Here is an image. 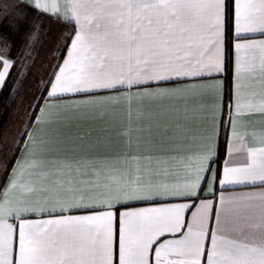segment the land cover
I'll list each match as a JSON object with an SVG mask.
<instances>
[{
  "label": "snow or ice",
  "instance_id": "obj_1",
  "mask_svg": "<svg viewBox=\"0 0 264 264\" xmlns=\"http://www.w3.org/2000/svg\"><path fill=\"white\" fill-rule=\"evenodd\" d=\"M54 27V62L39 76L47 67L36 68L39 49ZM257 33L264 0H3L0 98L5 108L27 107L11 142L0 133V168L10 177L0 196V264H264V147H246L233 118L264 117V38L249 37ZM13 36L21 38L15 56ZM228 48L237 142L226 141L221 178L212 137L193 128L202 109L186 102L206 86L185 82L223 73ZM100 92L114 95L98 100ZM77 93L90 95L64 102ZM121 100L122 134L143 150L114 156L103 148ZM258 139L264 144V130ZM217 182L261 190L221 192L217 208L204 188L214 193Z\"/></svg>",
  "mask_w": 264,
  "mask_h": 264
},
{
  "label": "crops",
  "instance_id": "obj_2",
  "mask_svg": "<svg viewBox=\"0 0 264 264\" xmlns=\"http://www.w3.org/2000/svg\"><path fill=\"white\" fill-rule=\"evenodd\" d=\"M3 0H0L2 3ZM231 23V21L229 22ZM59 29L54 27L52 35V39H45L44 46L39 49V59L36 64V68H41V63L47 65V67L42 68L39 76L46 77L48 71H50L51 65L54 60L49 55V50L54 43V36ZM250 38L262 39L264 36L260 34H249ZM14 46L11 52L12 56L16 55V50L19 47L21 42V38L19 36H13ZM232 43H235V40H232ZM228 51H231V63L230 67H228ZM228 71H230V78L227 79ZM30 85H33V82L29 81ZM187 84H203L206 87L196 93L189 92L186 96V102L191 106L197 109H202L201 118L193 125L194 130L203 133L207 136L212 137L211 144L208 145L209 148L214 152V163L211 164V168L216 171L222 178L223 167L225 162L229 159L225 145L226 141L237 142L233 137V131L229 124V113L228 107L233 108L234 113V104H235V50L234 48H228L225 59V71L220 74H215L212 77H202L197 79L196 81H186ZM165 86L168 88H175L178 85L174 81H168L165 83ZM34 91V85H33ZM229 91V96H228ZM88 93H77V94H67L63 100L68 105L83 102L88 100ZM114 95L109 92H100L96 99L100 100L104 97ZM221 99L223 100L224 107H221ZM110 105H114L116 101H108ZM135 103V101H133ZM175 103V102H173ZM26 103L17 105H12L11 107H4L3 98H0V133L6 135L11 142L13 136L16 135L17 130L21 127V116L26 110ZM127 107V101L121 100L119 102V109L112 113V117L107 125L109 129V142L103 148V151H106L114 156H122L125 153H135L138 150H143V146L138 149V146L133 142L131 145L128 143V138L125 137L122 133L124 131L123 125L127 123V114L124 109ZM178 107L183 108L184 104L181 103ZM233 118L236 120V132L242 138V142L246 145V147H255L260 148L264 147V144H261L258 137L262 130H264V117L259 115L246 116L244 120L248 121L244 123L241 121L239 116L233 115ZM253 131L256 132L257 138L254 139L252 136ZM38 135V133H37ZM19 137H17L18 141ZM27 143V141L25 142ZM20 153L19 157H23L24 155V145H19ZM198 146L193 145L192 151H197ZM221 154V155H220ZM18 157V158H19ZM146 163V162H144ZM234 163L240 164L243 163V158L239 160H235ZM129 165L131 167L136 166L135 161H130ZM171 167H179L178 164H170ZM10 171V170H9ZM9 176L4 174L2 168H0V196H2L3 191L7 188L9 183ZM209 180H211V176L209 175ZM205 195L207 198L214 200L217 208L219 207L218 198L221 192L225 195H235L240 196L244 194H248L251 192H259L261 190V186L257 183L253 184H230L220 186L217 182L215 186L214 193H207L206 188L207 185H204ZM155 206L154 202L151 201H135L132 203V207L134 208H143V207H152ZM97 211L100 209L97 208ZM123 210V209H122ZM93 209H77L73 214L76 215H86L91 214ZM32 219H36L35 216L31 217ZM47 218V217H43ZM214 226V225H213ZM169 238L166 234L165 237L161 239Z\"/></svg>",
  "mask_w": 264,
  "mask_h": 264
},
{
  "label": "trees",
  "instance_id": "obj_3",
  "mask_svg": "<svg viewBox=\"0 0 264 264\" xmlns=\"http://www.w3.org/2000/svg\"><path fill=\"white\" fill-rule=\"evenodd\" d=\"M230 22V21H229ZM230 24V23H229ZM231 61V51H228V67H230V62ZM230 71H228V76H227V79H229L230 78ZM228 96H229V91H228ZM221 155V154H220Z\"/></svg>",
  "mask_w": 264,
  "mask_h": 264
}]
</instances>
